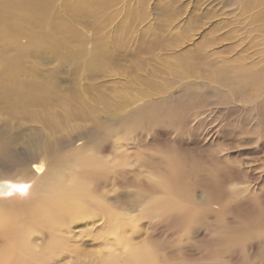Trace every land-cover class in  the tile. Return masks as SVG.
Returning <instances> with one entry per match:
<instances>
[{
  "label": "rangeland",
  "instance_id": "1",
  "mask_svg": "<svg viewBox=\"0 0 264 264\" xmlns=\"http://www.w3.org/2000/svg\"><path fill=\"white\" fill-rule=\"evenodd\" d=\"M75 1L0 42L63 94L52 127L0 105L8 136L38 132L59 160L15 146L0 181L75 182L81 209L0 235V264H264V0ZM32 197L0 199V223L28 219Z\"/></svg>",
  "mask_w": 264,
  "mask_h": 264
},
{
  "label": "bare ground",
  "instance_id": "2",
  "mask_svg": "<svg viewBox=\"0 0 264 264\" xmlns=\"http://www.w3.org/2000/svg\"><path fill=\"white\" fill-rule=\"evenodd\" d=\"M101 3L102 0L98 3L96 0H76L75 2H66L63 6L69 8L71 5L73 9L77 8L87 13H91V9L96 8V6ZM49 5L50 0H0V42H3L2 40H8V43L14 44L16 37L19 36L20 33H27L31 30L34 27V23L37 21H40L41 23L45 22V14L48 12L47 10ZM87 9L90 10L87 11ZM28 35H31L33 40L32 42L36 46H40L39 41L45 39L44 36H46L45 34L39 33H30ZM7 50L8 49L4 50V48L0 46V105H6L5 111L12 113V117L19 116L23 119L31 120L33 123L41 121L46 125H51L52 122L55 121V116L49 107L63 95L57 90L54 82L55 79L50 77L45 81H25V79L21 77L23 72L21 70L22 62L20 65V58L18 56H16L18 58L7 56ZM97 51L102 53L100 48L97 49ZM94 56V62H97V60L102 57L99 54H95ZM250 80L251 79H247V81ZM28 108H31V110H28ZM7 131L8 130L6 128H0V152L4 154V156L8 154L13 147L21 146L22 148L30 149V151L33 150L41 153L42 155L45 154L49 160L58 158V151L52 145V141H48L52 139L48 138L47 142L38 143L40 140L37 139L40 137V133L38 132L37 136H29L24 139L20 132H13L8 136ZM49 135L51 136L50 133ZM56 144L61 145V143ZM34 156H36V154ZM36 161V157L32 159V177L34 179L39 177L41 178L44 173L46 174L45 170L47 169H45L43 164H38ZM29 172L31 173V171ZM47 173H49V171H47ZM43 179L44 177L41 180ZM41 180L39 179V183L37 184L35 182L33 185H30L31 181H0V184L3 186V189L0 192V199L14 200L17 196L25 194H29L30 196L33 195L31 199L32 203L27 208L29 211L28 219L20 223H16L15 221L0 223V235H12V231L17 230L22 232L20 236L22 238L25 233V229L28 228L27 226L37 223L39 219H41L45 225L51 227V225L55 226V223L61 220V217L63 220L65 215H71V213L74 214L80 211L81 205L79 197L81 196V188L79 185L74 182L69 186L58 187L55 185H49L44 187L40 184L42 183ZM19 185H27V191L23 194L18 192L16 189ZM138 253V249H132L129 256L131 254L132 259H136L140 257V254ZM8 262L11 264V259H9Z\"/></svg>",
  "mask_w": 264,
  "mask_h": 264
},
{
  "label": "snow or ice",
  "instance_id": "3",
  "mask_svg": "<svg viewBox=\"0 0 264 264\" xmlns=\"http://www.w3.org/2000/svg\"><path fill=\"white\" fill-rule=\"evenodd\" d=\"M16 190L23 194L27 191V185H19Z\"/></svg>",
  "mask_w": 264,
  "mask_h": 264
},
{
  "label": "water",
  "instance_id": "4",
  "mask_svg": "<svg viewBox=\"0 0 264 264\" xmlns=\"http://www.w3.org/2000/svg\"><path fill=\"white\" fill-rule=\"evenodd\" d=\"M2 189H3V186L0 184V192L2 191Z\"/></svg>",
  "mask_w": 264,
  "mask_h": 264
}]
</instances>
